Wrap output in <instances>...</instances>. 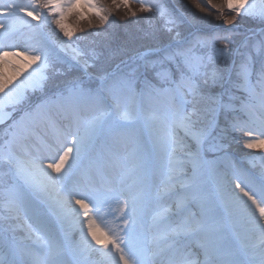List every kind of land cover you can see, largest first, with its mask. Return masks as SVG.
<instances>
[{"label":"rangeland","instance_id":"obj_1","mask_svg":"<svg viewBox=\"0 0 264 264\" xmlns=\"http://www.w3.org/2000/svg\"><path fill=\"white\" fill-rule=\"evenodd\" d=\"M209 2L220 4L222 0H194V3L193 0H135V2L130 0V7L137 13L135 17H131L126 15V9L117 10L112 0H96V3L105 9L102 15L111 14L103 24L86 9L74 10L68 15L65 23L67 25L73 23L74 35L77 39L74 38V45H70L72 53L70 59L68 55L61 60L66 64L72 63L69 64L71 67L67 68V75L65 73L61 76L59 71L65 70L64 68L50 66V79L44 82L46 89L42 87L34 94V97L40 95L43 98L50 92L55 93L58 90H52L55 87L50 88L49 85L60 79L62 81L65 79L62 83L67 84L59 92L71 94L75 87L83 93L96 95L108 104L112 103L113 94L124 103L132 102L133 94L149 92L151 95L147 102L143 95L135 102L139 106L138 119L122 128L127 133L133 132L135 138L140 140V142L136 140L137 146L144 145L149 155L152 154L151 148H156L160 152V157L166 154L170 156L171 147L160 144L159 146L158 136L148 135L147 129L162 131V128L166 126L170 134L177 130L185 140H192L176 127L181 117L190 118L191 130L199 137L196 142L200 148H202V140L212 134L209 142L203 147L206 158L203 156V149L198 157L194 158L200 164L202 175L200 179H195L192 183L189 181L190 176L187 175H177L176 178L172 174L165 175L163 170L157 167L159 155L148 158L150 163L146 172H152L155 167L160 172L159 179L154 178L152 182L153 186L157 184L159 190L150 195V199L156 201L158 197L168 195L169 190L174 186L180 183L187 184L181 191L184 193H175L170 203L166 205L169 206L166 210L177 213V220L191 217L192 211L198 212L195 214L197 219L206 218L198 217L205 209L197 210L195 206H185L177 211V203L186 202L188 197H193L189 195L188 190L193 186L196 187L200 180L206 183V187L194 196L201 198L203 192L207 190L212 196V201L220 208L218 194L212 192V181L208 176L211 169L224 174L223 177L232 180L235 184H247L249 187L264 180V150L259 147L245 149L242 141L248 138L243 132L237 136L234 131V125L239 124L247 127L254 135L264 132V107H262L264 86H261V78L264 77V30L259 32L257 29L264 25V18H261L264 15V0L257 5L251 4L253 16H236L235 22L229 26H225L223 20L217 18L220 14L208 7ZM141 3L153 10L148 13L137 11ZM194 4H198L204 12L199 11ZM156 9H165L167 15L161 18ZM233 15L228 11L224 12L225 18H232ZM169 18L174 19L175 23L166 26L165 20ZM48 27L55 43H66L62 39L65 37L60 38L59 35L62 36V34L54 24ZM79 30H81L80 36L76 33ZM83 34L87 37L86 40L80 38ZM224 38L228 41V54L221 56L224 50ZM62 43L57 46L60 50ZM77 50L80 54L78 60L73 58V53ZM177 52L186 53V55L177 56ZM51 56L54 60L56 59L55 52ZM186 61L193 67L202 65L199 74L189 72L185 66ZM242 65H246L250 73L247 92L240 90ZM57 71L60 77L55 76ZM213 72L216 74L214 81L205 76V73ZM188 78L197 85L195 98L188 92ZM121 82H128L131 85V91L121 88ZM30 100L31 98L28 101ZM28 101L18 108V112L25 111L29 107V105L25 106ZM146 113L157 116L160 119L159 122L145 128L142 116ZM10 116L11 114L7 115V118ZM217 117L221 122L216 126ZM104 127L99 137L105 140L110 139V132L120 128L113 127L111 120L106 122ZM259 138L264 139V135H260ZM10 140V135L5 137L0 135V151ZM194 147L195 145H192L191 150ZM8 160L11 159L0 153V191L3 192V196L0 197V258L5 264H79L74 252L76 247L78 248L80 231L76 234L70 233L67 228L71 222L44 226L43 231L39 232L29 220L23 218L19 212L21 205L10 210L9 189L14 184L19 187L22 181L15 176L14 162H4ZM186 165L187 167L176 169L177 172L190 170L191 166L188 163ZM31 192L24 188V202H26L27 194L33 195ZM65 192L64 195L68 196ZM43 207L42 205L39 208L42 213ZM49 214L52 213L49 212ZM45 216L50 221L48 218L50 216ZM213 217L217 225L228 229V221L225 217L223 218L220 211L217 210ZM62 227H66V230ZM227 229L222 231L220 236L231 237L233 249L238 254L234 264H264L256 259L250 250L246 249V252H242L235 236ZM119 230L117 227L116 231ZM37 236L41 238V241L47 242V248L41 247V244L36 241ZM68 237L72 238L67 239ZM204 240L206 238L203 236L192 237L191 247L197 248L196 245L202 244ZM230 249V247L225 249L226 255H230ZM194 257L199 258L194 263L200 264L202 259L199 253ZM93 259L96 258L92 256L91 260ZM229 262L231 259L227 260L226 264ZM209 264L215 263L210 261Z\"/></svg>","mask_w":264,"mask_h":264},{"label":"bare ground","instance_id":"obj_2","mask_svg":"<svg viewBox=\"0 0 264 264\" xmlns=\"http://www.w3.org/2000/svg\"><path fill=\"white\" fill-rule=\"evenodd\" d=\"M18 1L19 2H17V0H0V11H7V8L4 6H6L10 2L21 3L24 5H29L31 3V0ZM258 2H261V0H249V5H257ZM0 20L3 21L5 28L9 24H11L14 26H18L19 29L18 31L14 32L11 37L4 40L3 44L5 51L8 50L9 44H13L14 47L12 48V51L20 52L21 55L24 56L26 54L24 49L31 51L33 47H44L49 53V60H51L49 61V68L50 66H52V68L55 66H58V68H64L65 70L62 69L61 71H59L61 76L65 75V73L68 72L66 70L67 68L71 67V65L69 64L72 63L68 62L66 64L65 61V63H63L61 60L63 59V57L67 58L68 55L70 59V55L72 54L70 45H74L75 39H77L75 35L73 36V39H75H72V41H68L66 40V38H62L66 41V43H68V46H66V43H55L54 39L51 36V31H49L48 25L50 24L42 25L37 32H33L32 29L23 27L21 25V20H29L28 17H20L19 15H17L13 17H0ZM29 23L35 24L36 22L29 20ZM68 25L73 29V31H75L73 28V23H68ZM82 28L80 27V29ZM76 33L80 36L81 30L76 31ZM59 36L60 38L64 37L63 35ZM80 38L86 40L87 37H85L83 34ZM60 43H62L61 50L57 47ZM53 46L54 49L56 47L55 50L53 49ZM54 52L56 53L55 60L51 56L54 55ZM7 59L12 65V68L15 69H23L26 63V61L21 62L12 57H8ZM32 67H36V65H33ZM30 71L31 68L27 69L26 71H24L23 75H27ZM59 72L57 71V73L55 74L56 77H60ZM50 73L51 72L49 71V69L45 73L47 76V80L51 76ZM0 74H2L6 80H11L13 83H17L20 79H22V77H16L12 69H3L2 73ZM68 76H70V74ZM63 81H65V79ZM63 81L60 79L50 83L49 87H55L52 90L58 91H56L55 93L50 92L47 97L41 98L40 95L34 97V94L39 92L38 90L34 92L28 91L25 93L24 98L19 104L15 105L14 107H5L2 111H0V120H2V123H0V135L2 137H5L6 135H10L13 137L15 135L14 142L9 141L6 146H3L0 151L1 155L7 156L13 162H15L16 160H20L27 164L31 161H35L39 167H43L44 164L53 162L55 159H58L59 153L55 151L53 152L52 150L59 148V150L62 152L63 148H61L60 145L63 143L64 146H67V141H70L72 139V135H70V133L83 131L84 124L97 114L100 105L94 102L85 101L83 99H77V97L72 94L59 92V90H61V88L67 84L66 82L63 84ZM45 83H43L42 87L46 89V86H44ZM11 87L12 84H9V88ZM93 96L97 97L96 95ZM30 98L31 100L28 101ZM27 101L28 103L25 106L27 107V105H29V107H27L25 111L18 112V108ZM10 114L11 116L7 118V115L9 116ZM148 116L154 115H149L148 113H146L142 116V121L145 128H147L150 124H156L160 120L157 116H155L157 117V119L149 123L146 119V117ZM80 119H82V122H80ZM123 127H120L117 131L110 132V139L105 140L99 137L100 131L102 129H105V127L103 126L98 131L92 145L83 156L82 160L72 171L70 176L66 179L65 182L56 185V190L60 192L59 198L64 202L65 208L74 209L75 213H79L80 209L73 203L74 200L82 197H91L95 199L100 209V215L104 218L102 221L97 220V224L101 226V229L104 231H107L109 228L116 230L118 225L123 223V219H116L117 216H119V209L121 207H124L128 200L135 199L137 197H139V202L137 205L138 219L140 220L143 218L144 208L147 209V198L150 195L157 193V191L159 190L157 184L155 187L152 184L155 178V174L157 173V169H155L156 167L152 170V172L146 174L147 169H149L150 159L148 158H150V156L155 158V156L159 155V165H157V167L159 166L163 170V173L165 175L172 174L175 178L177 175H187L190 176V183H192L195 179H200L202 175V171H200V164L197 160L194 159L197 158L201 153V148L199 147V144H197V142L194 143L190 139L185 140V138L182 137V135H180L177 130H174V136L185 146L184 153L181 154L179 151H177L176 155H183L185 158L177 168L173 169L172 160L168 154L160 157V152L156 148H151V155L147 154V149L144 147V145L139 147L135 143L136 140L137 142H140V140L135 138L134 133L131 131L127 133L125 129H122ZM63 129L64 131H62ZM1 131H3L4 133ZM147 134L150 136H158V145H165L166 147L168 146V148L171 147L170 144L165 143L161 139L162 131L160 129H156L154 131L147 129ZM42 140H45V142L43 141L42 143ZM102 140H104L105 142H102ZM30 143H36L39 150L36 151L35 149H31L32 144ZM192 145H195L193 150H191ZM105 157L107 158V160H104ZM118 159L124 165V167L121 168V180L123 182H121L120 180L119 183H116L118 181L116 180L115 182V179H113L114 177L111 174L114 173L120 166ZM187 163L191 166L190 170H187V172H177V170H179L181 167H187ZM45 171H47L49 175H53L50 170L45 169ZM157 175L158 173L156 174V176ZM208 176L209 180L212 181V192L218 194V204L220 208L217 207L216 204L212 201V196L209 195V191L207 190L203 192L201 198L200 196H194L204 187H206L205 182L200 180L196 187L193 186L192 188H189V195L191 194L193 195V197H188L186 202L183 201L185 206H195L197 210L205 209V211L198 217L205 216L206 218H201L200 220L204 222L205 226L207 224L211 225V227L203 232L197 233L193 237H211L212 234H220L222 233V231L227 229L223 226L217 225L213 217V214L218 210L220 211V213H222L223 218L225 217L227 219V230H229L230 233L235 236L236 242L238 243L241 251L246 252V249L250 250V252L254 254L256 259L264 262V231L261 230L264 229V224L259 225V228H257V226L252 222L253 220H259L258 215L255 213V209L252 208L247 201H245L244 206H241L239 204H236L231 199V194L235 191L236 184L232 180L223 177L224 174L211 169L208 172ZM118 177H120V175H118ZM37 178L39 179V177ZM130 182L132 183L129 184ZM122 184L124 185L123 189H121L120 192L119 190H116V188L111 187L114 185L118 187V185L121 186ZM184 185L180 183L179 185L174 186L169 190L168 195L161 196L159 198L161 200H158L156 203H154V205L151 204L152 208L155 205L156 206L153 208L151 214L147 217L149 219L148 226L151 228V230H155L165 225L161 233L156 232L154 233V236L152 235V237H155V240L153 242L156 246H160L161 244V248H167L164 243L157 242L159 241V238L168 230V228L175 224L177 220V214H169L167 220L161 223H155L154 217H156L162 210L166 209V206L164 205H168L170 203L171 198L175 193H184L181 191L185 189L187 184L184 183ZM103 186H107L108 189L103 188ZM25 189L28 188L25 187ZM29 191L31 192L33 190L28 189V192ZM126 191L128 192L126 193ZM64 192L67 193L68 196H65ZM31 193L33 195L30 196V193L29 195H26V202L21 204L19 212L22 214L25 220L27 219L31 224H33V227L37 231L42 232L44 226H56L55 224L71 222V224L68 225L67 228L70 230L69 232H73L75 234L79 232L77 220L81 219V217H78L75 214L64 215L56 206L51 205L44 195L34 191ZM69 193L71 194L69 195ZM236 194L239 195V193ZM87 202L88 201L85 200V203ZM42 205L44 206L43 213L39 211V208ZM49 212L52 214H49ZM44 213L45 215L50 216L48 217L50 221L46 219ZM127 214L128 209L125 208V215ZM195 214H198V212L195 213L194 211H192L190 213V216H193ZM80 227H82V223ZM62 229L66 230V227H62ZM84 236L87 237L86 229L84 230ZM43 238L47 237L43 236ZM71 238L72 237H68L67 239ZM209 240L210 239H206V243H203L202 245H208L211 249L213 248L212 245L218 244L219 251L224 246L225 248H231L230 255H224V252L219 255L220 252L217 251L216 254H218V257H216L217 259H213V262L218 261V259L221 260V258H224L226 261L231 259V262H229V264L236 263L238 254L233 249L231 237L222 235V237L218 238L213 243ZM184 243L187 245V247L183 248L182 253L183 251H185L184 253H187L189 252V250L190 252L186 256L182 255L181 257H187V264H196L194 263L196 259L194 258V255L197 254L200 249L192 248L190 240H187ZM88 244L91 246V250L85 248L84 243L81 240V235H79V242H77L78 248L76 247V251L74 252L79 264H119L118 257L112 258L109 255H102L101 253H103L105 250H97V246L92 244L90 239H88ZM197 246L200 247V245ZM133 249L136 251L141 262H145V255L141 254L140 251L141 249H147L145 247L140 248L139 246H134ZM167 251L169 252V254L166 255L167 262L169 261L172 254L179 255L181 253L180 252L178 254L171 249H168ZM84 253H86V255H84ZM92 256H94L96 259L91 260ZM96 256H98V258ZM208 260L209 259H205L203 261V264H208ZM221 263L222 261H220L219 264ZM177 264H184V261L180 259Z\"/></svg>","mask_w":264,"mask_h":264},{"label":"snow or ice","instance_id":"obj_3","mask_svg":"<svg viewBox=\"0 0 264 264\" xmlns=\"http://www.w3.org/2000/svg\"><path fill=\"white\" fill-rule=\"evenodd\" d=\"M114 7L119 10L121 8L126 9V15L135 17L136 12L130 7V0H112ZM135 2V0H133ZM194 3V0H193ZM199 11L204 12L203 8H200L198 4H194ZM7 11H0V17H13L19 15L20 17H28L30 21H35V24L29 23V20H21V25L37 32L42 25L54 24L55 28L66 38L68 41H72L74 31L70 28L65 20L68 15L74 10L80 8L88 10L90 13L96 16V18L103 24L109 19L108 15H102L105 9L100 7L96 0H31L29 5L21 3L10 2L6 6ZM208 7L214 9L220 15L218 19L223 20L225 26L233 24L236 16H253L251 11V5L248 0H222L220 4H212L209 2ZM153 9L144 6V3L140 4L137 11L141 13H148ZM228 11L233 13L232 18H225L224 12ZM156 12L164 18L167 13L165 9H156ZM54 17V18H53ZM53 18V19H49ZM83 18V13H81ZM264 18V15L261 16ZM174 19H166L165 25L174 24ZM18 26L9 24L6 28L2 20H0V73L3 69H12L16 77H22L17 83H13L11 80H6L2 74H0V111L5 107H14L19 104L24 98V95L28 91H36L41 89L43 83L47 80L46 71L49 69V53L44 47H33L31 51L24 49L25 55L22 56L20 52L12 51L13 44L8 45V50H4V40L11 37V35L18 31ZM171 31V28L168 27ZM224 43V50L221 52V56L228 54V41L226 38ZM78 50L73 53L74 59H79ZM177 56L186 55V53H176ZM8 57H12L18 61L25 62L23 69L12 68L9 63ZM36 65V67H32ZM185 66L189 72L199 74L202 65H196L193 67L185 62ZM31 68V71L27 75H23L24 71ZM166 75V74H158ZM247 66L242 65L241 79L242 84L240 85L241 91H249ZM206 77H210L213 81L215 80L216 74L205 73ZM187 83L189 85L188 92L194 98L197 93V85L191 78H188ZM9 84L12 87L9 88ZM261 86H264V77L261 78ZM121 88L131 91V85L128 82H121ZM7 89V90H6ZM72 95L76 96L77 99H83L85 101L94 102L100 105L99 110L93 118L89 119L83 126L82 132H73L72 139L67 141V146L62 143L60 145L63 148L61 152L59 148L55 149L58 152V159L53 162H49L39 167L35 161L25 163L20 160L14 162L15 176L22 184L17 187L15 184L9 189L10 199L8 204L10 210L15 208L25 201L24 188L33 190L34 192L41 193L45 196L51 205L56 206L61 213L64 215L75 214L81 219L77 220L78 230L80 231L81 240L84 243L85 248L91 250V246L88 244V239L91 243L97 246V250H105L102 255H109L112 258L118 257L119 264H142L136 251L133 249L131 244V229L135 227L138 222V202L139 197L128 200L124 207L119 209V216L117 220L123 219V223L118 225L119 231L109 228L107 231L101 229V226L97 224V220H103L104 218L100 215V209L95 199L91 197H82L73 201V203L80 209L79 213H75L74 209H66L64 202L59 198L60 192L56 190V185L65 182L70 176L72 171L82 160L93 141L95 140L98 131L104 126V124L111 120L113 127H123L127 124L134 123L139 116V106L135 102L138 101L143 95L145 102L150 99V93L145 92L143 94L136 93L131 97L132 102L125 101L124 103L115 96H111L112 103L108 104L99 97L91 96L81 92L77 88L72 89ZM264 107V105H262ZM147 121L151 123L156 120L155 116L146 117ZM2 123V120H0ZM176 127L180 131L184 132L186 137H190L193 142L198 141L199 137L191 130V122L189 117H181L176 124ZM234 131L237 136L240 132L248 138L242 141L245 149H254L259 147L264 150V139H260V135H264V132L259 134H253L247 127H242L239 124L234 125ZM161 139L171 145L170 158L172 160L173 169L177 168L182 161L184 156H177L176 153L179 151L181 154L185 151V146L174 136L170 134L166 126L162 128ZM6 163H13V161H4ZM45 169L50 170L53 175H49ZM39 177V179L37 178ZM236 193H239L237 195ZM71 193H69L70 195ZM3 196V192L0 191V197ZM243 198V199H241ZM231 199L241 206H244L247 201L252 208L255 209V213L258 215L259 220H253L252 222L259 228V225L264 224V180L259 181L258 184H253L251 187L247 184L237 183L235 185V191L231 194ZM85 200L88 202L85 203ZM91 205V207H90ZM185 207L183 201L177 203V211L182 210ZM125 208L128 209V214L125 215ZM170 210H162L156 217H154L155 223H161L167 220ZM95 217V219H94ZM82 223V227H80ZM86 229L87 237L84 236V230ZM205 224L202 220L197 219L195 215L179 219L174 225L170 226L168 230L159 238L157 243H164L168 249L174 250L177 253L182 252L184 247L187 245L184 243L190 240L197 233L203 232ZM264 231V229H261ZM36 241L41 244V247L47 248L48 244L46 241H41L39 236L36 237ZM204 249L206 258L211 255V249L208 245H200ZM184 264H187V257H181ZM0 264H5L4 260L0 258Z\"/></svg>","mask_w":264,"mask_h":264},{"label":"trees","instance_id":"obj_4","mask_svg":"<svg viewBox=\"0 0 264 264\" xmlns=\"http://www.w3.org/2000/svg\"><path fill=\"white\" fill-rule=\"evenodd\" d=\"M235 21H233V23H234Z\"/></svg>","mask_w":264,"mask_h":264}]
</instances>
